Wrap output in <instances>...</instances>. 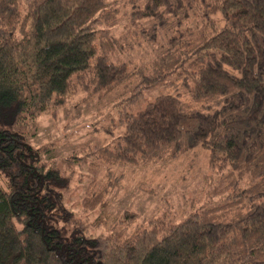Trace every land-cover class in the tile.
<instances>
[{
    "label": "trees",
    "instance_id": "obj_1",
    "mask_svg": "<svg viewBox=\"0 0 264 264\" xmlns=\"http://www.w3.org/2000/svg\"><path fill=\"white\" fill-rule=\"evenodd\" d=\"M119 5L0 0V264H264V0H127L125 16ZM162 33L165 47L145 65L117 63ZM158 87L168 92L130 112ZM79 90L121 102L123 132L96 147L95 165L147 167L208 150L223 203L130 236L90 235L66 205L59 156L32 144L39 118ZM119 181L109 174L82 199L101 211L96 226L107 225Z\"/></svg>",
    "mask_w": 264,
    "mask_h": 264
},
{
    "label": "rangeland",
    "instance_id": "obj_2",
    "mask_svg": "<svg viewBox=\"0 0 264 264\" xmlns=\"http://www.w3.org/2000/svg\"><path fill=\"white\" fill-rule=\"evenodd\" d=\"M126 3L127 0H120L123 16L129 10ZM216 18L222 23L221 15ZM121 31V28L115 29L113 33L117 36ZM162 35L153 44L144 43L133 49L125 46L124 53L114 55L119 62L112 60L125 63L130 69L136 64L145 65L160 47H165L167 35ZM167 92L160 87L146 92L141 103L130 112L143 110L149 102ZM169 93L175 92L170 90ZM120 103L115 96L102 97L90 94L88 90H79L69 98L65 107L39 118V135L32 141L35 148L45 147L59 156L61 169L71 184L66 205L82 217L90 235L108 237L120 232L130 236L135 230L151 228L155 222L178 224L198 209L223 203L228 190L224 189V185L217 186L221 175L215 172L217 168L210 167L208 150L197 149L176 161L147 167L103 162L95 165L98 162L97 156L93 155L96 147L112 148L123 132L119 125ZM70 156L81 160L62 163ZM109 174L120 178L119 186L108 195L111 216L107 225L96 226L101 211H85L81 206L82 199L92 184L104 182ZM245 179L249 181V177ZM125 212L135 214L132 224L123 219ZM59 225L62 228L65 226L63 223Z\"/></svg>",
    "mask_w": 264,
    "mask_h": 264
}]
</instances>
